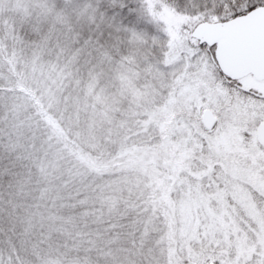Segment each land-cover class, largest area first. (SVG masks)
Masks as SVG:
<instances>
[{
	"label": "snow or ice",
	"instance_id": "obj_1",
	"mask_svg": "<svg viewBox=\"0 0 264 264\" xmlns=\"http://www.w3.org/2000/svg\"><path fill=\"white\" fill-rule=\"evenodd\" d=\"M85 4L0 69V264H154L141 203L170 157L198 172L228 138L264 170V0Z\"/></svg>",
	"mask_w": 264,
	"mask_h": 264
},
{
	"label": "rangeland",
	"instance_id": "obj_2",
	"mask_svg": "<svg viewBox=\"0 0 264 264\" xmlns=\"http://www.w3.org/2000/svg\"><path fill=\"white\" fill-rule=\"evenodd\" d=\"M43 7L50 16L47 0H0V21L8 31ZM214 155L198 172L183 168L182 158H169L171 170L163 173L171 181V199L164 198L166 244H155L154 264H264V174L250 167L254 160L231 139H222Z\"/></svg>",
	"mask_w": 264,
	"mask_h": 264
},
{
	"label": "trees",
	"instance_id": "obj_3",
	"mask_svg": "<svg viewBox=\"0 0 264 264\" xmlns=\"http://www.w3.org/2000/svg\"><path fill=\"white\" fill-rule=\"evenodd\" d=\"M51 5V15L48 16L46 11H43L44 7L41 8L40 12L35 11L31 16L30 22L22 23L18 22L13 26V29L7 31L6 26L0 21V69L3 71V75L7 78L9 75L12 76L13 81L18 79L16 71L22 72L26 67V62L30 60L32 51L42 43L43 34L53 26L60 28H68L73 24L77 19L82 20L83 16L80 15L86 11L85 0H47ZM66 2L73 3L76 8L79 9L78 13H65L62 10L57 9V5H63ZM44 13V15H43ZM129 27L136 28L137 30H142L136 25H129ZM155 34V30H151L149 35ZM31 39V40H30ZM10 69L13 71L10 72ZM14 86H17L14 84ZM251 162V161H249ZM248 162V163H249ZM254 162V161H253ZM251 164L250 167L254 171L260 174H264V170L261 169L260 165L256 162ZM176 165V164H175ZM248 167V165H246ZM183 168H186L187 165L182 164ZM260 169V172L259 170ZM170 171L171 167L168 165L164 166V169L160 172H153L152 180L150 181V187L148 193L145 197L144 202L141 203V210L144 217L142 230L144 227L147 228V235L145 236L146 240L152 242L153 248L156 243L159 248H164L165 244L163 241L164 234L166 233L167 225L165 224V197L170 201V190L168 186L169 177H165L163 173ZM167 171V172H168ZM166 172V173H167ZM258 177V174L256 175ZM261 177V176H260ZM261 186V184H259ZM170 198V199H169ZM146 209V211H144ZM168 212L174 217L176 214L173 210H168ZM176 220V219H175ZM172 227L176 232L177 224L172 223ZM12 224L6 217L0 218V229H3V233L0 234V241H5L7 237H11L14 242L17 243L19 248V237L14 235L10 230ZM18 231V229H17ZM156 237L158 239L155 241ZM139 245V242H138ZM8 244H0V248L7 251ZM23 254V253H22ZM26 264V262H25ZM211 264V263H210ZM221 264V263H220Z\"/></svg>",
	"mask_w": 264,
	"mask_h": 264
}]
</instances>
